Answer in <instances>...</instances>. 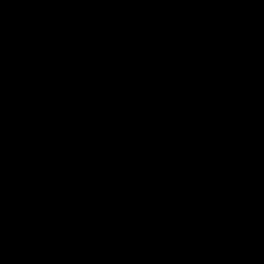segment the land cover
<instances>
[{"label":"water","instance_id":"1","mask_svg":"<svg viewBox=\"0 0 264 264\" xmlns=\"http://www.w3.org/2000/svg\"><path fill=\"white\" fill-rule=\"evenodd\" d=\"M0 264H264V0H0Z\"/></svg>","mask_w":264,"mask_h":264}]
</instances>
